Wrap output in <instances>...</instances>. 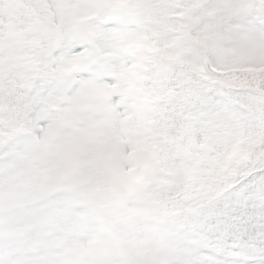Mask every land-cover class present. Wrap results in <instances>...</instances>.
<instances>
[{
    "label": "snow or ice",
    "instance_id": "obj_1",
    "mask_svg": "<svg viewBox=\"0 0 264 264\" xmlns=\"http://www.w3.org/2000/svg\"><path fill=\"white\" fill-rule=\"evenodd\" d=\"M0 264H264V0H0Z\"/></svg>",
    "mask_w": 264,
    "mask_h": 264
}]
</instances>
